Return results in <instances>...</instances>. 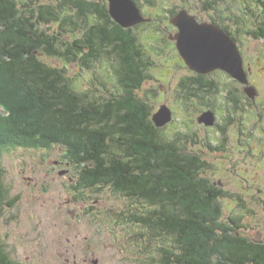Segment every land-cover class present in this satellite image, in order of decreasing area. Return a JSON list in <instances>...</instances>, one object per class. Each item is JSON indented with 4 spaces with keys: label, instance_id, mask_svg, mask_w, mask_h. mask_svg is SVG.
I'll return each instance as SVG.
<instances>
[{
    "label": "trees",
    "instance_id": "1",
    "mask_svg": "<svg viewBox=\"0 0 264 264\" xmlns=\"http://www.w3.org/2000/svg\"><path fill=\"white\" fill-rule=\"evenodd\" d=\"M135 1L142 11L159 7L156 0ZM259 1L263 10L258 23L247 32L264 39V0ZM36 2L0 0V72L17 88L20 97L14 98H20L16 103L24 108L20 114L0 92L5 110L0 112V154L8 146L63 147L66 160L61 163L69 160L75 161L73 168L82 166L75 178L79 187L109 185L137 205L140 212L133 211L132 220L150 240L161 243L154 264H264V241L246 235L236 218L223 219L221 199L229 193L205 175L208 162L196 150L190 151L187 142L168 140L155 124L150 104L136 95L150 77L151 61L135 29L165 19L166 27H172L170 18L180 9L165 7L170 15L161 16L143 12L150 21L124 28L112 18L108 0ZM211 22L238 40L222 21ZM81 27L86 29L82 38L67 45L61 41L60 35ZM41 52L89 68L95 60L107 58L122 91L104 99L79 91L66 67L45 62ZM189 78L182 82L181 93L205 101L198 80ZM28 102L33 105L34 122L47 126V133L30 124ZM7 175L0 164V206L12 207L20 197H11ZM0 264H22L2 238Z\"/></svg>",
    "mask_w": 264,
    "mask_h": 264
},
{
    "label": "rangeland",
    "instance_id": "2",
    "mask_svg": "<svg viewBox=\"0 0 264 264\" xmlns=\"http://www.w3.org/2000/svg\"><path fill=\"white\" fill-rule=\"evenodd\" d=\"M156 1L158 9L146 7L143 12L161 16L170 15L165 7L186 8L201 21H222L238 37L249 81L258 95L253 100L245 93L244 83L223 70H215L211 78L218 90L202 95L206 103L214 105L217 124L200 123L198 117L207 105L198 98L186 101L182 97L181 81L197 72L188 67L175 42L167 37L177 30L175 26L166 27L168 19L135 29L151 61L150 77L136 89V95L150 104L153 115L164 104L172 109V119L162 126L161 133L168 140L179 139L181 145L187 142L190 151L196 150L208 162L205 175L229 193L221 199L223 219L236 218L244 225L246 235L264 241V39L247 32L257 25L263 6L259 0ZM85 32L81 27L60 38L67 45ZM65 45L59 47L65 49ZM40 58L66 67L73 85L93 97L109 98L122 91L107 58L95 60L90 68L45 52ZM9 84L0 72L2 97L22 114L24 108L17 105L20 98H14L20 94ZM27 106L30 124L46 132L47 126L34 122L33 105L28 102ZM0 112L5 113L1 104ZM65 152L56 145L51 149H2L0 164L8 171L11 197H20L15 206H0V238L7 243L11 256L22 264H154L153 256L158 257L161 243L159 239L150 240L146 230L132 220L131 213L140 212L137 205L109 185L79 187L75 182L82 166L73 168L75 161L69 160L63 165ZM73 184L79 188L73 189Z\"/></svg>",
    "mask_w": 264,
    "mask_h": 264
},
{
    "label": "water",
    "instance_id": "3",
    "mask_svg": "<svg viewBox=\"0 0 264 264\" xmlns=\"http://www.w3.org/2000/svg\"><path fill=\"white\" fill-rule=\"evenodd\" d=\"M112 18L124 28L150 21L143 14L142 8L135 0H108ZM177 28L169 33V38L176 42V47L190 69L198 74H208L223 70L244 83L245 93L253 100L258 95L245 68L243 55L236 40L220 25L206 20L201 21L197 15L182 8L170 18ZM172 119V109L164 104L153 115L157 127L165 126ZM198 121L207 126L216 123L213 110L204 111Z\"/></svg>",
    "mask_w": 264,
    "mask_h": 264
},
{
    "label": "flooded vegetation",
    "instance_id": "4",
    "mask_svg": "<svg viewBox=\"0 0 264 264\" xmlns=\"http://www.w3.org/2000/svg\"><path fill=\"white\" fill-rule=\"evenodd\" d=\"M170 39V38H169ZM172 40V39H171ZM174 41V40H173ZM175 42V41H174ZM175 46H176V42H175ZM213 73V72H212ZM200 74V75H194V76H188L187 77V79L189 78V79H191V80H194V79H197L198 80V86L200 87V89L198 90L199 91V93H206V94H211V93H213V92H215V91H217L218 90V88H215L216 86H215V83H216V81H214L211 77H212V75L213 74ZM184 80H182L181 81V83H180V86L182 85V82H183ZM228 92H227V94H228V96H229V98H230V101L232 102V90H231V88H229L228 90H227ZM182 94V97L183 98H185V100L186 101H188L190 98L189 97H187V95L183 92V93H181ZM185 94V95H184ZM203 97H204V99H205V101H203L204 102V104L205 105H207L206 107H207V109H205V110H203V112L204 111H206V110H213L214 112H215V114H216V116H217V112H216V110L214 109V108H212V104L211 103H206V98H205V96L203 95ZM196 98H198V97H194V99H196ZM208 99V98H207ZM197 100V99H196ZM199 102H201L202 103V101H200L199 100ZM203 112H201V114L203 113ZM200 114V115H201ZM199 115V116H200ZM204 124V123H203ZM216 124H217V121H216ZM231 124H232V116H231ZM206 125V124H205ZM219 126V125H218ZM97 199V198H96ZM96 199H94V201H96Z\"/></svg>",
    "mask_w": 264,
    "mask_h": 264
}]
</instances>
